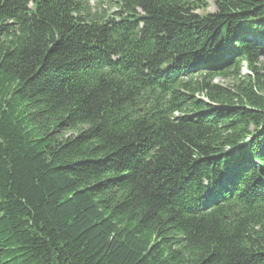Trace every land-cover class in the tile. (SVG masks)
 I'll use <instances>...</instances> for the list:
<instances>
[{
  "label": "trees",
  "instance_id": "16d2710c",
  "mask_svg": "<svg viewBox=\"0 0 264 264\" xmlns=\"http://www.w3.org/2000/svg\"><path fill=\"white\" fill-rule=\"evenodd\" d=\"M90 1L0 0V264H264V0Z\"/></svg>",
  "mask_w": 264,
  "mask_h": 264
},
{
  "label": "rangeland",
  "instance_id": "374dc122",
  "mask_svg": "<svg viewBox=\"0 0 264 264\" xmlns=\"http://www.w3.org/2000/svg\"><path fill=\"white\" fill-rule=\"evenodd\" d=\"M204 1L206 2L205 8L203 10H200L198 13L201 14V15H207V14L215 13L216 12V5H215L214 0H204ZM100 2H102V3H100ZM90 5L92 7L103 6V9L108 11V12H114L116 10L114 2H113L112 5H109L108 4V0H100V1L91 0L90 1ZM242 72L244 74H246L248 72L246 64H243ZM216 82L217 83H222V84L225 83V81H222L221 79H217Z\"/></svg>",
  "mask_w": 264,
  "mask_h": 264
},
{
  "label": "bare ground",
  "instance_id": "6f19581e",
  "mask_svg": "<svg viewBox=\"0 0 264 264\" xmlns=\"http://www.w3.org/2000/svg\"><path fill=\"white\" fill-rule=\"evenodd\" d=\"M114 14V13H113ZM206 193V192H205ZM197 200V199H196ZM228 217V216H227Z\"/></svg>",
  "mask_w": 264,
  "mask_h": 264
}]
</instances>
